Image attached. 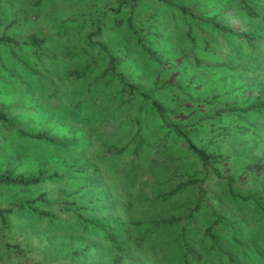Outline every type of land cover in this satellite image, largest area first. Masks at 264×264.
Returning <instances> with one entry per match:
<instances>
[{
  "label": "rangeland",
  "instance_id": "374dc122",
  "mask_svg": "<svg viewBox=\"0 0 264 264\" xmlns=\"http://www.w3.org/2000/svg\"><path fill=\"white\" fill-rule=\"evenodd\" d=\"M36 1L0 0V35L5 34L18 40L36 35L45 40L42 49L51 54L53 59L25 55L19 57L25 65L18 64V60L12 57V53L21 55V50L13 46L11 48L1 46L0 104L13 106L11 115L28 121L30 130L49 129L53 136L76 139L78 146L67 151L47 144L24 141L18 143L11 152L0 153V173L7 164L15 175L24 177L37 175L40 170H44L49 175L55 172H71L62 179L46 180L30 188H0V206L9 208L20 200L38 199L43 196L44 200L37 201L38 208L53 215L52 220L31 219L28 217V211L21 216L15 213L10 215L5 231L0 228V264H69L68 256H65L66 252L83 243L79 234L81 227L77 219L78 213L73 210H79V212L81 210L80 213L85 214V210L89 209L87 207H95L96 204L101 203L105 193L114 194V205L111 207L113 212H107L108 214L103 212L100 218L107 219L115 225L118 242L124 248L123 261L119 264H178L177 252L171 244L174 239L173 234L162 227L154 230L151 224L155 221L185 215V211L178 206L184 198L180 196L176 201L171 202L159 199L157 196L193 177L198 183L193 187L192 195H186L190 196L189 203L193 205L196 202L197 189L201 187L211 192L210 195L208 193V202L219 208L216 206L217 195L219 190H225L224 181H218L212 170L204 171L199 161L184 153L180 142H175L164 150H157L159 155L153 164L150 158L154 153L149 148L148 156H151L148 160L146 159L147 161H138L134 175L128 176L127 169L133 157L131 148L120 156L106 153V148L113 144L124 146V142L119 137L129 131V126L125 123V109L119 106L109 110L111 118H107L103 125H96L90 121L94 117L90 116L85 109L87 105H82L81 107L85 108L71 113H63L64 110L61 108L49 109L48 106H43L48 111L44 112L45 114L50 113L57 117L42 116L38 111L32 110L31 103L35 104V102L42 110V101L37 99L31 102V99L26 97L30 94L29 88L37 87L32 81L36 78L31 75L29 78L19 77L23 79V82L27 79L25 89H22L16 81L9 79L6 81L5 79L8 78L6 75H20L22 72L19 68L22 66L26 68L28 63L40 72L41 69L44 71L58 62L56 55L67 51V48L71 54V59L68 58L69 68L81 66L87 59V56L81 53V50L79 51L82 46L79 40L81 30L68 27L69 20L86 17L90 23L92 19H96L99 15L105 16L107 13L104 33L98 39L106 43L114 52L121 51L127 43L132 45L134 42L129 38L127 31L108 28L109 21L118 16L112 15L109 10L114 11L120 0H45L39 5H36ZM136 1L140 4H136L132 12L129 8H123L124 13H120L119 17L125 21L130 16L132 24L137 29L156 30L163 35L159 41L152 43L157 53L156 58L162 65H157L152 60L144 63L141 68L133 69L130 80L140 83L142 91L150 92L151 96L152 92H155L153 97L158 102L174 110V122L199 125L200 132L195 139L196 145L209 152L229 156V160L219 166L222 175L237 178L243 165L260 161L264 163V118L262 116L253 112L246 115H222L220 120H213L216 110L244 108L253 102L257 94L261 93L264 96V47H258L255 51L258 58L255 59L257 64L253 65L255 72L252 74L243 72L244 60H250V57L244 53L240 54L239 62L234 61L231 55L228 56L230 44L222 42H219L216 53L209 59L213 67H198L191 61L185 63L183 57L181 59L180 50L186 54L191 51L198 57L200 55L198 51L196 52L197 46L192 41L193 38L187 34L189 24L182 17V10L171 7V4H166L164 0ZM171 1L181 8H188L201 18L213 16L215 12L220 11L215 0L211 2L208 0ZM262 11L264 12V9ZM253 12L255 14L254 9ZM253 12L248 10L247 14L253 16ZM184 14L190 13L184 11ZM231 15L233 12L226 13V16ZM153 16L157 18L154 25ZM158 19L161 25L157 24ZM230 19L232 21L229 25L238 32H243L239 19ZM162 21L169 29L167 36L166 28L165 30L161 28ZM226 22L227 20H224L223 24ZM262 25L264 26V23ZM89 30L90 25L83 29V31ZM164 32L166 37L172 36L173 40L163 42L166 39ZM150 36L158 39L155 35ZM34 60L37 64H33ZM225 63L226 66H224ZM37 65L41 69L35 67ZM227 67L234 71H229ZM98 71L99 68H97ZM97 86L100 85L89 80L71 88L70 91L75 94L74 103L79 89L87 91ZM41 88L40 85L39 89ZM140 108L144 113L140 111ZM101 110L108 113V110L104 108L96 112ZM138 112H141V125L137 124L133 131L139 130L145 139L146 146L149 142H153V138H156L155 131H152V127L154 130L155 128L146 117V104L132 103L129 109L130 114H128L130 118H136L135 115ZM94 119L101 120L97 117ZM61 120L63 122H60ZM251 121L255 123L256 131L246 130L247 127L253 126L249 123ZM244 122L245 129L242 127ZM103 126L109 134L103 135L100 129ZM222 127L229 131L233 129L232 132L235 135L227 138L220 137L217 133ZM260 131L263 132L262 139L256 134L261 133ZM174 171L179 172V175L174 174ZM212 187H215L214 190L211 189ZM233 191L243 196L260 193L264 195V174L244 178L234 186ZM97 199L100 201L95 203ZM128 201H132L131 210L120 212V205ZM229 201H231L230 198ZM102 202L106 203L105 200ZM230 203L234 211L236 204L232 201ZM97 240L99 246L95 248L96 255L91 257L88 264L112 263L116 251L107 246L106 242L102 245L103 240L98 238ZM4 245L11 248L7 255L2 254ZM96 257L99 260H96Z\"/></svg>",
  "mask_w": 264,
  "mask_h": 264
},
{
  "label": "trees",
  "instance_id": "16d2710c",
  "mask_svg": "<svg viewBox=\"0 0 264 264\" xmlns=\"http://www.w3.org/2000/svg\"><path fill=\"white\" fill-rule=\"evenodd\" d=\"M43 1L45 0H37L35 3L39 5ZM208 1L211 2L212 0ZM164 2L171 4V7L182 10L181 15L185 18L186 23L189 24L187 34L193 38L192 41L197 46L196 52L198 51L199 57L191 51L186 54L180 50L181 59L183 57L185 63L191 61L198 67H213L209 59L216 53L218 45H220L219 42H222L223 44H230L231 49L228 56L231 55L234 61H240V54L246 53L250 57V60H244L243 72L251 74L255 72L253 65L256 66L257 60L255 59L258 58L255 51L258 47H264V26L262 25L264 23V12L262 11L264 9V0H215L220 11L215 12L213 16L208 15L206 18L197 16L194 12L189 11L188 8H181L174 1L164 0ZM138 3L136 0H120L114 11L113 9L109 10L112 15L118 16H115L111 21L108 20L110 23L108 28L127 31L129 38L135 42L132 45L127 43L123 50L114 52L108 48L106 43L98 39L104 33L107 13H105V16L99 15L96 19H92L90 23L86 17L71 19L67 25L72 29L80 28L79 40L82 46H80L79 51L81 50V53L87 56L86 61L81 66L69 68L68 58L71 59V54L68 52L69 48H67V51L56 55L58 62L44 71L38 65L35 67H39L41 72L37 68H33L31 63H28L26 68L24 66L19 68L22 72L20 75L8 74L6 75L8 78L5 80H14L20 88L25 89L27 79H24L23 82V79L19 77L29 78V75L35 77L36 79L31 80L37 87L29 88V83L27 87L30 89V94L26 95V97L31 99V102L33 100L37 101V99L42 101V110L36 102L35 104L31 103L30 106L32 110L38 111L42 116L57 117L50 113L45 114L44 112L48 111L43 106H48L49 109L61 108V110H64L62 111L63 113H71L85 108L81 107L82 105H87L88 107L85 109L88 110L89 115L101 119L98 121L93 118L90 121L96 125H103L107 118H111L109 110H114L117 106L125 109V123L129 126V131L128 133L124 132V135L119 137L124 142V146L113 144L106 148V153L120 156L131 148L133 157L127 169L128 176L134 175L138 161L148 160L151 156H148L149 148L154 153L152 158H150V162L153 164L157 161V156L159 155L157 150H164L175 142H180L184 153L193 156L199 161L204 171L210 169L218 181H224L225 190H219L217 195L218 202L216 206L219 208L212 206L208 202V193L210 195L211 192L203 190L201 187L197 189L196 202L193 205L189 203L192 195L191 191L198 183L192 177L157 196L159 199L171 202L176 201L180 196L184 198L178 206L185 211V215L169 220L155 221L151 224V228L157 230L162 227L173 234L174 239L171 244L177 252L178 264H264V195L260 193L258 195L243 196L233 191L234 186L239 184L244 178L264 174V163L260 161L243 165L237 178L222 175L219 166L225 164L229 160V156L209 152L196 145L195 139L200 132L199 125L196 123L180 124L174 122V110L158 102L153 97L155 92H152L151 96L150 92L142 91L140 83L130 80L129 77H131L130 74L133 73V69L141 68L144 63H149L152 60L155 64L162 65L161 61L156 58L157 53L152 43L156 40L159 41L163 35H160L156 30L155 32L150 29H137L132 24L130 16L125 21L119 17L120 13H124L123 8H129L132 12ZM248 10L253 12V16L247 14ZM184 11L190 14H184ZM227 12H233V15L226 16ZM152 18L154 19V25L157 18L155 19L154 16ZM230 18L239 19V25L244 29L243 32H238L232 25H229L232 21ZM224 20H227L226 24H223ZM157 24H160L159 19ZM89 25L90 30L83 31ZM162 25L161 28L163 30L166 28V31H168L167 36L169 29L163 21ZM144 31L145 33H143ZM150 35H155L158 39ZM166 36L164 32L166 39L164 38L163 42L173 40L172 36H168L169 40ZM44 43L45 40L38 38L36 35H30L24 40L14 39L5 34L0 35V47L7 46L11 48L13 46L21 50V55L13 52L12 57L18 60V64L23 65H25V62L19 57H24L25 55L36 58L45 56L53 59L51 54L42 49ZM204 62L206 63L205 65L203 64ZM33 64H37L35 60ZM224 66H226V63ZM97 68H99L98 72ZM227 69L231 72L234 71L230 67H227ZM89 80L95 81L100 86L87 91L82 88L79 89L74 103L75 94L70 89ZM40 85L41 89H39ZM51 101H53L52 104ZM134 102H139L141 105L146 104V117L151 124H154L155 130L152 127V131H155L156 138H153V142H149L146 146L145 139H143L139 130L133 131L137 124L141 125V112H138L134 119L128 115L130 114V106ZM103 108L106 111L108 110V113L103 110L96 112ZM12 109L13 106L0 104V153L11 152L18 143L24 141L47 144L59 150L67 151L78 146L76 139H64L53 136L50 134L49 129L30 130L28 121L20 120L16 116L11 115L13 114L11 113ZM140 109L144 113L143 109ZM253 112H257L258 115L264 118V96L261 93L257 94L253 102L244 108L235 107L231 110H216L213 120H220L222 115H246ZM60 122H63V120ZM249 123L253 126L247 127L246 130L256 131L255 123L252 121ZM243 125L242 127L245 129L246 123L244 122ZM232 126L234 127L233 123ZM100 129H102L103 135L109 134L104 126L100 127ZM232 131L234 130L232 129ZM232 131L222 127L217 134H220V137L227 138L235 135ZM260 132L256 134L262 139L263 132ZM5 149L7 150L5 151ZM69 173L71 172H55L49 175L44 170H40L37 175L24 177L15 175L7 164L0 173V188H30L46 180L62 179ZM173 173L179 175L177 171ZM193 176H196V174H193ZM214 188L212 187L211 189L214 190ZM187 194H190V196H186ZM113 196V193L112 195L105 193L102 196L101 203L96 204L95 207H87L89 209L85 210V214L80 213L81 210L80 212L79 210H73L78 213L77 219H79L81 227L79 234L83 239V243L75 246V248H70L66 252L65 256H68L69 264H88L91 257L96 255L95 248L99 246L97 238L103 240L102 245L106 242L107 246L116 251L110 264H119L123 261L122 253H124V248L118 242L115 225L107 219L100 218L103 212H113L111 211V207L114 205ZM229 198L236 204L234 211H232L233 208ZM40 200H44V197L20 200L9 208L0 206V228L5 231L10 215L15 213L21 216L25 211H28V217L31 219L45 218L52 220V214L38 208L37 201ZM103 200L106 203L102 202ZM99 201L100 199H97L95 203ZM107 204H109L108 207ZM120 207V212L130 211L132 201L121 204ZM178 227L181 228L178 229ZM10 249V246L4 245L2 254L7 255ZM96 260H99V258L96 257Z\"/></svg>",
  "mask_w": 264,
  "mask_h": 264
}]
</instances>
